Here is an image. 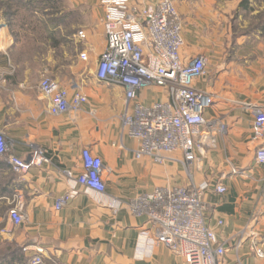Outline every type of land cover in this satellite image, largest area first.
Wrapping results in <instances>:
<instances>
[{"label": "crops", "instance_id": "obj_1", "mask_svg": "<svg viewBox=\"0 0 264 264\" xmlns=\"http://www.w3.org/2000/svg\"><path fill=\"white\" fill-rule=\"evenodd\" d=\"M146 1L131 0V5L139 7ZM69 3L80 17L78 31L73 36L63 34L67 39L59 43L55 40L59 32L44 34L45 40L54 42L44 51L29 49L23 54L17 43L21 33L0 19V131L14 154L27 162L35 159L38 149L49 157L23 173L0 158L1 241L19 247L44 246L45 264H186L163 244L150 241L145 231L151 230V222L146 215L133 213L129 202L157 187L193 181L208 185L207 221L228 249L224 264H264V257L255 251L257 245H264V164L256 159L263 140L255 135L254 113V105L264 107V27L253 36L239 37L238 50L224 57L226 50L216 40V0H175L183 18L184 57L204 53L209 58L208 77L198 82L213 96L205 119L228 126L216 145L187 170L180 161L158 164L136 157L140 143L121 120L124 87L96 77L107 47L102 2ZM238 4L234 1L233 9ZM252 8L249 5L247 10L253 12ZM26 27L28 38L40 37L28 29L30 25ZM80 30L82 39L77 35ZM73 40L80 42L81 51L68 47ZM45 75L69 91L81 90L88 102L78 112L53 115L50 98L39 90ZM139 95L146 104L166 96L160 87ZM86 148L103 160L106 191L100 201L80 191L57 210V198L76 184L82 172ZM174 155L184 157L182 151ZM219 184L227 188L225 193L216 190ZM18 195L23 197L26 218L15 225L10 210ZM114 201L119 203L115 213L110 205Z\"/></svg>", "mask_w": 264, "mask_h": 264}, {"label": "built area", "instance_id": "obj_2", "mask_svg": "<svg viewBox=\"0 0 264 264\" xmlns=\"http://www.w3.org/2000/svg\"><path fill=\"white\" fill-rule=\"evenodd\" d=\"M101 2L107 47L100 55L96 77L124 87L125 110L121 120L126 132L140 143L136 157H148L158 164L180 161L189 170L199 155H206L228 129L223 121H207L204 116L212 106L213 96L198 82L208 77V56L200 53L184 57L183 18L175 0H147L139 7L131 5V0ZM77 35L84 38V31ZM80 57L87 61L85 53ZM152 87L162 88L166 96L146 104L139 94ZM39 90L50 98V112L56 116L78 112L88 102L81 90L69 91L47 76L41 80ZM254 107L255 135L263 140L256 159L264 164V107ZM176 151L184 153L183 159L174 155ZM0 158L18 173L26 172L31 164L41 166L49 161L44 149L37 150L31 163L15 155L2 131ZM82 166L76 184L57 198V210L80 191L92 193L99 201L104 195L102 158L86 148L82 152ZM207 186L190 181L157 187L130 200L129 207L136 215L148 217L152 228L145 235L150 241L163 244L186 264H224L228 249L207 221ZM216 190L225 193L227 188L219 184ZM110 205L117 212L119 203L114 201ZM23 208V197L18 195L10 210L15 225L26 218ZM22 251L27 264H45L44 246L28 245ZM255 251L264 257V245H257Z\"/></svg>", "mask_w": 264, "mask_h": 264}, {"label": "rangeland", "instance_id": "obj_3", "mask_svg": "<svg viewBox=\"0 0 264 264\" xmlns=\"http://www.w3.org/2000/svg\"><path fill=\"white\" fill-rule=\"evenodd\" d=\"M234 1H239L235 9L232 7ZM242 1L216 0L219 14L217 16L216 40L220 43L219 47L226 50L224 57L226 53L229 57L235 54L238 50L235 45L239 37L243 35L253 36L264 26V0H249L253 12L248 11L245 6L244 8L241 7ZM30 2L31 5L27 4V0H0V19L3 18L10 29H15L21 33L18 36L17 43H20L23 54L29 49L44 51L49 45L53 46L54 42L52 43L43 38L44 34H48L51 27L56 26L54 31L59 32L55 38L58 43L67 39L64 35L73 36L78 31L80 17L76 10L70 7L69 0H55V5H53L54 1L51 0H31ZM46 11H49L50 14H47ZM23 23L25 26L30 25L28 29L33 30L32 32L35 35L39 33L40 37L35 40L28 38V35H25L27 27L25 29L21 28ZM207 27L206 25L204 32L208 40L209 30ZM68 47L78 51L82 50L80 42L75 43V40ZM47 77L50 76L47 75ZM1 210L2 208H0V212ZM15 255L23 257V251H20L17 245L4 244L0 238V264H27L24 257L20 260L14 258Z\"/></svg>", "mask_w": 264, "mask_h": 264}, {"label": "trees", "instance_id": "obj_4", "mask_svg": "<svg viewBox=\"0 0 264 264\" xmlns=\"http://www.w3.org/2000/svg\"><path fill=\"white\" fill-rule=\"evenodd\" d=\"M28 1H29V0H27V4H30V5H31V4H32V3L30 2L31 0H30L29 2H28ZM51 1H52V2L54 1V2H53V5L56 4L55 0H51ZM249 5H250V4H249V0H243L242 3H241V7H243V8H244V6L247 7V8H249ZM34 10L37 11L35 8H34ZM251 10H252V9H251ZM46 13H47V14H50L49 11H46ZM11 26H12V25H11ZM24 26H25V24L23 23L21 28L24 29ZM55 27H56V26L51 27V29H49V32H48V33H50L51 36L55 33V31H54V28H55ZM263 27H264V26H263ZM17 247H19V246H17ZM22 248H23V247H19V250L22 251ZM15 252H17V251H15ZM23 257L25 258L24 255H23ZM23 257H22V256L19 257L18 255H15V256H14V258H16V259L19 258L20 260H22Z\"/></svg>", "mask_w": 264, "mask_h": 264}]
</instances>
